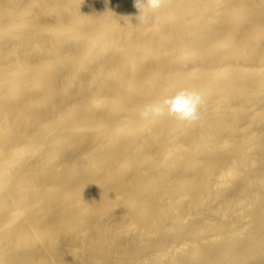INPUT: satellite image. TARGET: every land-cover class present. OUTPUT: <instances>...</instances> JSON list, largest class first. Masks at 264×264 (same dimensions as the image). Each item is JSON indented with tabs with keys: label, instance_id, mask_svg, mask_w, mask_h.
Returning <instances> with one entry per match:
<instances>
[{
	"label": "bare ground",
	"instance_id": "6f19581e",
	"mask_svg": "<svg viewBox=\"0 0 264 264\" xmlns=\"http://www.w3.org/2000/svg\"><path fill=\"white\" fill-rule=\"evenodd\" d=\"M135 4L0 0V264H264V0Z\"/></svg>",
	"mask_w": 264,
	"mask_h": 264
},
{
	"label": "clouds",
	"instance_id": "9594fccd",
	"mask_svg": "<svg viewBox=\"0 0 264 264\" xmlns=\"http://www.w3.org/2000/svg\"><path fill=\"white\" fill-rule=\"evenodd\" d=\"M135 6L140 10L139 24H157L159 15H149L145 9L152 13L158 12L163 6V0H136ZM205 101L203 94L195 89L180 88L173 95L165 97L162 101L145 104L140 112L142 119L148 120L168 116L176 121L195 124L200 119V111Z\"/></svg>",
	"mask_w": 264,
	"mask_h": 264
}]
</instances>
